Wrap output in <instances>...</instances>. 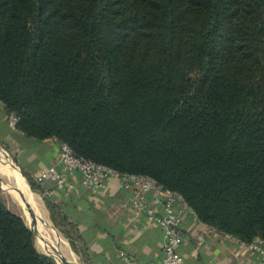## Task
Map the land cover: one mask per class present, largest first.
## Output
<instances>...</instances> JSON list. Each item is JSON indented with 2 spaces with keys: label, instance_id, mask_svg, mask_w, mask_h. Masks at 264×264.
<instances>
[{
  "label": "trees",
  "instance_id": "1",
  "mask_svg": "<svg viewBox=\"0 0 264 264\" xmlns=\"http://www.w3.org/2000/svg\"><path fill=\"white\" fill-rule=\"evenodd\" d=\"M0 103L24 135L264 240V0H0ZM0 264H58L1 196Z\"/></svg>",
  "mask_w": 264,
  "mask_h": 264
},
{
  "label": "crops",
  "instance_id": "2",
  "mask_svg": "<svg viewBox=\"0 0 264 264\" xmlns=\"http://www.w3.org/2000/svg\"><path fill=\"white\" fill-rule=\"evenodd\" d=\"M59 147L60 142L54 138L36 140L18 131L10 125L0 103V159L7 171L17 172L15 178L0 171L9 184L3 185L18 212L3 201L7 208L23 219L28 215L31 219L28 226L34 232L41 235L45 232L46 237L59 241L56 243L60 250L56 247L53 250L64 257L63 264H120L121 252L143 264L159 260L163 254L160 227L144 217H133L128 206L132 192L119 188L116 180H109L104 188L95 191L84 187L73 173L69 176L75 186L73 191H59L48 181L40 184L42 192L32 189L29 180L38 183L39 173L57 162ZM24 182L34 195L32 201L24 191ZM16 195L20 200L17 201ZM47 200L59 211L57 224ZM205 229L206 225L191 214L183 215L182 242L177 247L183 264H257L259 254L240 248L219 230H211L203 240H198L197 235Z\"/></svg>",
  "mask_w": 264,
  "mask_h": 264
},
{
  "label": "built area",
  "instance_id": "3",
  "mask_svg": "<svg viewBox=\"0 0 264 264\" xmlns=\"http://www.w3.org/2000/svg\"><path fill=\"white\" fill-rule=\"evenodd\" d=\"M8 119L10 125L15 127L17 117L11 114ZM73 173L79 176L84 187L95 191L104 188L109 180H116L119 188L132 192L128 206L133 217H144L160 227L163 238V254L159 260L145 264H183V257L177 251V247L182 242L180 230L182 217L186 213L197 217L182 194L165 188L150 176L121 173L83 158L63 142H60L57 162L42 170L36 177V181L39 184L48 181L59 191H73L75 186L69 177ZM153 192L155 195L151 196ZM211 230L214 228L206 225V229L197 235L198 240H203ZM224 235L227 239L236 241L240 248L259 254L260 258L257 264H264L263 239L255 238L247 243L230 234ZM119 259L120 264H143L122 252Z\"/></svg>",
  "mask_w": 264,
  "mask_h": 264
},
{
  "label": "rangeland",
  "instance_id": "4",
  "mask_svg": "<svg viewBox=\"0 0 264 264\" xmlns=\"http://www.w3.org/2000/svg\"><path fill=\"white\" fill-rule=\"evenodd\" d=\"M3 184H7V180H6L5 176L1 175V173H0V196H1L3 201L6 203V205L10 209L18 212L17 209L13 206V203L10 201V197L8 195V192L6 191V188L4 187ZM7 185H9V184H7ZM15 198L17 199V201L20 200V198H18V195H16ZM26 213L28 214V212H26ZM23 217H24V220L26 221L27 225H29L31 219L28 217V215H24ZM42 235H45V237H43ZM42 235L39 232L35 231V243H36L37 249L40 252H43V253H46V254L54 256V258L56 259L57 263L60 264L59 261L62 262V258H63L61 256V253H60V255H58V254H56V252L53 249H51V247L52 248L56 247V248H58L60 250V248L57 245L58 243H56V242H59V241L54 240V238H51L50 240H51L52 244H51V247H49V246H47V244L50 243V242L48 240V237H46V233L42 232ZM59 235H61V234H59ZM71 243H73V242H71ZM67 256H69V254H67Z\"/></svg>",
  "mask_w": 264,
  "mask_h": 264
},
{
  "label": "bare ground",
  "instance_id": "5",
  "mask_svg": "<svg viewBox=\"0 0 264 264\" xmlns=\"http://www.w3.org/2000/svg\"><path fill=\"white\" fill-rule=\"evenodd\" d=\"M6 159L8 160V162H10L15 168H16V166L14 165V163L6 156ZM6 164H4L3 162H2V159H0V171H2V172H7L8 173V176H11V177H15L16 178V176H17V172H16V170H13V169H11V171L9 172V171H7V168H6V166H5ZM21 174H20V172H19V176H18V178L20 179V181H21ZM19 184L20 183H17V186L19 187ZM24 187H25V189H24V191L26 192V194H27V196H30V201H32V199H34V198H32V197H34V195L32 194V192L28 189V185L26 184V182H24ZM34 207V206H33ZM33 209V208H32ZM48 240H49V242L50 243H48L47 244V246H49V247H51V244H52V242H51V240H50V238H48ZM51 249H53L52 247H51ZM64 258V257H63ZM59 263L60 264H62V262L61 261H59ZM75 264V263H74Z\"/></svg>",
  "mask_w": 264,
  "mask_h": 264
},
{
  "label": "water",
  "instance_id": "6",
  "mask_svg": "<svg viewBox=\"0 0 264 264\" xmlns=\"http://www.w3.org/2000/svg\"><path fill=\"white\" fill-rule=\"evenodd\" d=\"M65 263V262H64ZM66 264V263H65Z\"/></svg>",
  "mask_w": 264,
  "mask_h": 264
}]
</instances>
